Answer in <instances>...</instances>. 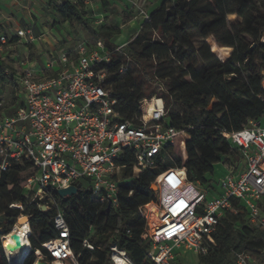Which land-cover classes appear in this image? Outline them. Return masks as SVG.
<instances>
[{
	"label": "trees",
	"instance_id": "16d2710c",
	"mask_svg": "<svg viewBox=\"0 0 264 264\" xmlns=\"http://www.w3.org/2000/svg\"><path fill=\"white\" fill-rule=\"evenodd\" d=\"M85 1L60 0L56 11L63 22L82 27L93 38V44L100 40L110 53V61L104 65V88L116 101L114 110L119 121L136 125L141 102L160 98L169 126L187 136L185 144L180 137L181 148L185 145V150L195 156L182 162L174 155V146H167L154 158L153 169L133 175L134 156L125 151L118 160L125 168L117 210L96 203L82 189L69 198H59L56 192L53 197L57 207L65 209L69 246L78 264H111V245L124 250L134 264H151L147 258L150 243L142 239L145 222L139 208L155 199L156 191L151 186L156 176L167 169L183 168L189 182L214 192L210 177L215 165L221 162L233 170L242 165L239 149L226 141L222 132H236L246 121L264 118V0H163L148 13L149 20L138 25L120 44L116 42L122 31L104 23L107 17L96 27L85 19ZM139 5L144 9L140 2ZM99 6L104 13L113 11L107 0H100ZM123 15L127 24L134 18L130 12ZM229 17L238 21L230 23ZM226 25L221 48L231 52L220 60L206 40ZM190 30L198 33L202 42L198 48L193 47L187 34ZM122 44L125 46L116 52ZM66 56L73 60L72 55ZM121 66L126 71L117 74ZM14 74L0 62V80L21 90ZM54 75L55 72L46 78ZM16 100L12 95L7 105L0 106V118H4L2 110ZM22 106L21 99L17 109ZM33 175L28 161L12 163L0 172V188H6L0 189V237L10 233L20 215L29 219L30 249L22 264H34L39 257L37 253L32 258L35 250L50 262L41 245L56 237L52 223L55 209L42 210L21 188ZM258 206L264 215V196ZM237 209L236 214L227 212L222 216L213 244L205 255H196L197 264H234L237 254L249 255L253 264H264V229L250 225L242 206ZM0 264H7L3 255Z\"/></svg>",
	"mask_w": 264,
	"mask_h": 264
},
{
	"label": "built area",
	"instance_id": "2783aa9c",
	"mask_svg": "<svg viewBox=\"0 0 264 264\" xmlns=\"http://www.w3.org/2000/svg\"><path fill=\"white\" fill-rule=\"evenodd\" d=\"M132 8L136 12L133 20L139 17L140 24L149 20L138 1ZM16 37L26 44L34 41L31 30H19ZM6 40L0 37V46ZM73 52L74 61L62 54L56 62L46 64V70H55L50 78L38 77L35 64L27 59L19 61L14 80L21 89L23 106L12 116L0 118V172L12 163L28 161L34 175L21 188L31 194V202L37 201L44 210L55 209L52 223L56 237L41 245L51 261H45L39 250L32 253V258L38 253L39 263L44 264H78L69 246L65 209L57 207L55 192L80 185L79 191L88 192L96 203L117 210L125 168L118 164L120 156L125 151L133 153L135 175L153 169L154 158L163 148L174 146L180 137L184 144L187 139L184 132L169 126L160 98L141 102L136 125L120 122L114 110L116 101L104 88V65L109 63L110 53L100 40L93 46L80 43ZM125 71L121 66L117 74ZM262 88L264 91V72ZM262 121L248 120L239 131L222 132V137L239 149L242 165L235 173L228 168L231 172L220 182L219 191L210 192L189 182L183 168L167 169L156 176L152 184L155 199L139 208L145 222L142 239L150 243L147 258L151 264H170L181 250L205 255L222 216L236 214L239 205L247 211L250 225L264 229V215L258 206L264 196ZM21 217L27 216L20 215L13 228L25 224L29 241V219L18 224ZM84 246L92 249L86 242ZM108 250L111 264H134L116 245ZM0 255L9 264L2 242ZM234 264L253 261L247 254H237Z\"/></svg>",
	"mask_w": 264,
	"mask_h": 264
},
{
	"label": "rangeland",
	"instance_id": "374dc122",
	"mask_svg": "<svg viewBox=\"0 0 264 264\" xmlns=\"http://www.w3.org/2000/svg\"><path fill=\"white\" fill-rule=\"evenodd\" d=\"M59 1L60 0H46L43 4L37 7L38 13L36 16L38 17L36 18L32 15L33 22H38L46 31L44 34H40L39 32L35 34L36 37L40 36L37 38L35 44L37 48L36 51L29 49V45L18 43L20 40L18 38L6 37V43L2 46V53H0V62L3 63L5 67H8L9 69L17 68V63L19 61L27 59L35 64L38 77H46L55 71L54 69L46 70V64L56 62L58 57L62 54L72 55L74 61L75 55L73 56V51L80 43H85L87 46H93V38L85 29L62 21L56 11V5ZM137 1L140 2L146 12L149 13L154 6L159 5L163 0H107L113 11L106 13H104L99 6L100 0H86L84 3V11L86 13L85 19L91 21V25L94 26L95 23H99L103 18L107 17L106 20H104V23L119 27L122 31V35L118 38L116 43H125L131 32L140 24V18L137 17L135 20L132 19V25L129 23L127 24V18L123 13L127 14L130 12L131 15L135 17L136 12L132 8V4ZM228 21L230 23H235L238 19L236 17H229ZM227 30L228 25L220 28L206 40L212 53H214V55L220 60H224L227 54L226 49L221 48V37ZM1 33L2 31H0V34ZM187 34L193 42V47L198 48L202 42L199 41L197 31L190 30ZM12 95H15L17 100L12 106L2 110L1 115H3V117L12 116L15 113L20 100H23V98L21 90H16L6 81L0 80V106L7 105ZM173 153L176 157L180 158L182 162H185L189 157L195 156V153L187 152L185 146L182 149L180 141L174 145ZM238 163L234 162L235 165ZM228 168L229 166L226 167L221 162L215 165L214 173L210 177L211 184L215 190L219 191L220 182L229 174V172H231ZM232 172L235 173L236 171L233 170ZM201 188L205 189V186H202ZM0 189L5 190L6 188ZM2 238L3 236L0 237V244ZM37 260L39 261L38 258ZM37 260H35L34 264H36ZM170 264H197V256L191 252H184L181 250L175 255L174 260Z\"/></svg>",
	"mask_w": 264,
	"mask_h": 264
},
{
	"label": "crops",
	"instance_id": "0c3cea01",
	"mask_svg": "<svg viewBox=\"0 0 264 264\" xmlns=\"http://www.w3.org/2000/svg\"><path fill=\"white\" fill-rule=\"evenodd\" d=\"M45 1L46 0H0V31H2L0 37L9 36L10 38H16L17 31L31 30L34 41L31 44H26L23 39H20L18 43L29 45V49L36 51L37 48L35 44L37 42V38L40 36L36 37L35 34H37V32L44 34L46 31L45 28H43L38 22H33L32 15L36 18L38 17L36 16L38 13L37 7ZM131 23L132 22H129V24ZM2 46L3 45L0 46V53H2ZM226 51L227 57L231 50L226 49ZM30 62L33 63L32 61ZM5 68L9 69L8 67ZM14 69H16V67L10 70ZM262 125L264 126V118Z\"/></svg>",
	"mask_w": 264,
	"mask_h": 264
},
{
	"label": "bare ground",
	"instance_id": "6f19581e",
	"mask_svg": "<svg viewBox=\"0 0 264 264\" xmlns=\"http://www.w3.org/2000/svg\"><path fill=\"white\" fill-rule=\"evenodd\" d=\"M28 228L25 224L12 228L10 233L3 236V250L5 251L6 259L9 264H22L26 255L29 252L30 245L27 239ZM39 259V257H38ZM39 261L37 260L36 264Z\"/></svg>",
	"mask_w": 264,
	"mask_h": 264
},
{
	"label": "water",
	"instance_id": "95a60500",
	"mask_svg": "<svg viewBox=\"0 0 264 264\" xmlns=\"http://www.w3.org/2000/svg\"><path fill=\"white\" fill-rule=\"evenodd\" d=\"M151 188L156 191L155 185H152ZM79 189H80V185H77L75 187L71 186L67 189L58 190L57 195L59 198H62V199L63 198H69V197L75 196L78 193ZM42 210H44V209L42 208ZM25 221H28V218L27 217H21L17 220V223L20 224V223H23ZM38 264H44V263H38Z\"/></svg>",
	"mask_w": 264,
	"mask_h": 264
}]
</instances>
